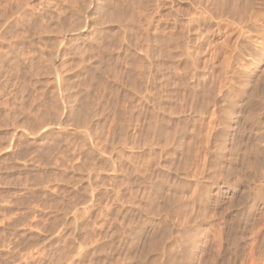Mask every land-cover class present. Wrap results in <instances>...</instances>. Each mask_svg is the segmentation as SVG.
Instances as JSON below:
<instances>
[{
	"label": "rangeland",
	"instance_id": "rangeland-1",
	"mask_svg": "<svg viewBox=\"0 0 264 264\" xmlns=\"http://www.w3.org/2000/svg\"><path fill=\"white\" fill-rule=\"evenodd\" d=\"M8 6L0 264H206L181 245L185 117L217 62L264 69V0Z\"/></svg>",
	"mask_w": 264,
	"mask_h": 264
},
{
	"label": "bare ground",
	"instance_id": "bare-ground-1",
	"mask_svg": "<svg viewBox=\"0 0 264 264\" xmlns=\"http://www.w3.org/2000/svg\"><path fill=\"white\" fill-rule=\"evenodd\" d=\"M215 64V68L220 66L214 75L217 79H203L196 85L197 119L193 113L195 120L189 118L193 110L189 106L192 104L187 105L190 110L183 128L187 154L181 245L191 254L197 245L202 252L199 256L209 264H264V69L260 65L237 69L238 64L236 68L229 63ZM194 126L196 138L192 134ZM194 140L198 144L195 152ZM193 160L198 162L194 176Z\"/></svg>",
	"mask_w": 264,
	"mask_h": 264
},
{
	"label": "trees",
	"instance_id": "trees-1",
	"mask_svg": "<svg viewBox=\"0 0 264 264\" xmlns=\"http://www.w3.org/2000/svg\"><path fill=\"white\" fill-rule=\"evenodd\" d=\"M12 14L11 7L8 6V0H0V29L9 22Z\"/></svg>",
	"mask_w": 264,
	"mask_h": 264
}]
</instances>
